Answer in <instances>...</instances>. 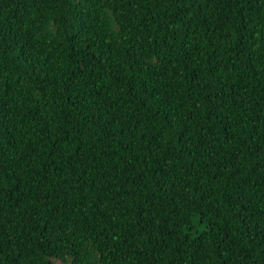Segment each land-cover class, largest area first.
<instances>
[{"label":"trees","instance_id":"obj_1","mask_svg":"<svg viewBox=\"0 0 264 264\" xmlns=\"http://www.w3.org/2000/svg\"><path fill=\"white\" fill-rule=\"evenodd\" d=\"M264 264V0H0V264Z\"/></svg>","mask_w":264,"mask_h":264},{"label":"rangeland","instance_id":"obj_2","mask_svg":"<svg viewBox=\"0 0 264 264\" xmlns=\"http://www.w3.org/2000/svg\"><path fill=\"white\" fill-rule=\"evenodd\" d=\"M56 264H62L61 262H56Z\"/></svg>","mask_w":264,"mask_h":264}]
</instances>
